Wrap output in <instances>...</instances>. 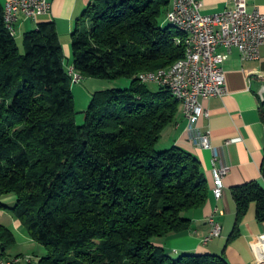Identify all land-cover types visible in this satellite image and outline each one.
<instances>
[{
	"label": "trees",
	"instance_id": "trees-1",
	"mask_svg": "<svg viewBox=\"0 0 264 264\" xmlns=\"http://www.w3.org/2000/svg\"><path fill=\"white\" fill-rule=\"evenodd\" d=\"M167 5L96 0L88 6L71 35L73 71L131 83L94 92L82 125L55 25L24 34L20 53L0 5V198L15 197L13 206L0 209L47 250L37 264H228L211 254L173 257L153 244L188 232V213L209 194L194 155L177 146L159 149L179 102L167 89L137 80L185 55V45L176 43L183 34L160 22ZM259 113L264 123V101ZM260 174V181L232 190L230 240L251 203L264 222V159ZM14 244L0 224V257Z\"/></svg>",
	"mask_w": 264,
	"mask_h": 264
},
{
	"label": "crops",
	"instance_id": "crops-1",
	"mask_svg": "<svg viewBox=\"0 0 264 264\" xmlns=\"http://www.w3.org/2000/svg\"><path fill=\"white\" fill-rule=\"evenodd\" d=\"M8 0H0L4 8ZM50 11L33 19L19 18L14 39L19 42L24 34L37 29L39 24L52 22L55 25L63 51V62L72 69L71 35L78 21L84 16L88 6L96 0H47ZM167 12L172 8L173 0H166ZM201 2V13L213 15L232 7L234 0H198ZM248 10L254 8L264 13V0H246ZM166 25V22H163ZM20 45V44H19ZM219 52H224L221 48ZM226 79V94L219 98L201 100L209 117H200L194 130L210 134L213 150H204L192 139L189 122L182 113V105L172 124L167 126L160 136L159 149L177 146L192 155L201 163L202 172L207 180L209 194L205 205L188 213L191 229L183 234L169 235L153 239V244L164 248L173 257L190 254H211L222 256L228 264H257L264 254L258 247V237L264 234V222L256 219V204L251 203L247 213L238 227V235L230 240L235 224V205L232 190L248 182L260 181V168L264 159V123L261 121L259 107L264 101V45L259 48L256 60H243L236 49L230 51L222 65ZM83 79V78H82ZM90 79H87V85ZM81 83V82H80ZM74 84V83H73ZM78 84V83H75ZM156 86V85H155ZM79 93L90 101L88 90L79 87ZM85 99V100H86ZM218 159L213 162V156ZM214 163V165H213ZM226 165L229 171L223 179V192L220 200L213 195L214 167ZM3 198V197H2ZM0 198V204L13 206L15 199L8 204ZM218 209L216 221L221 226V234L208 244L202 239L210 232L207 218ZM4 218V219H3ZM0 224L8 227L15 236L14 249L6 250L2 258L12 259L18 256H31L37 251L36 242L24 233L20 223L5 210L0 209ZM42 257V251L39 250ZM39 258V259H40ZM33 264V260L31 263Z\"/></svg>",
	"mask_w": 264,
	"mask_h": 264
},
{
	"label": "built area",
	"instance_id": "built-area-1",
	"mask_svg": "<svg viewBox=\"0 0 264 264\" xmlns=\"http://www.w3.org/2000/svg\"><path fill=\"white\" fill-rule=\"evenodd\" d=\"M51 5L47 0H8L3 8L4 25L9 35L15 38L16 25L20 17L35 20L50 11ZM201 2L198 0H173V7L167 15V21L180 20L186 23L193 35L192 57L194 72L190 79H183L182 68L174 75V79L166 82L139 80V83L171 87L178 92L185 101L184 117L189 122V131L193 141L204 150H213L210 134L194 130V125L200 117H209V112L201 104V100L223 97L226 94V79L222 65L227 60L231 50L236 49L243 60H256L259 48L264 45V13L254 8L248 10L246 0H234L231 8L213 15H203L200 11ZM224 52H219V49ZM72 79L78 84L82 77L73 69L69 71ZM218 159L213 156V162ZM214 165V163H213ZM229 167L221 165L212 170L216 182L215 199L220 200L224 189L223 179ZM218 209L207 218L208 225H212V235L202 239L208 244L221 234V226L216 221ZM258 247L264 254V234L258 237ZM16 258L4 259L0 264H16ZM31 258L28 257V264Z\"/></svg>",
	"mask_w": 264,
	"mask_h": 264
},
{
	"label": "bare ground",
	"instance_id": "bare-ground-1",
	"mask_svg": "<svg viewBox=\"0 0 264 264\" xmlns=\"http://www.w3.org/2000/svg\"><path fill=\"white\" fill-rule=\"evenodd\" d=\"M172 7H173V1H172ZM170 13V11L167 13V15ZM167 15H166V22L171 25L173 28H175L177 31H180L183 35V39H177L176 43L180 44V45H185V55L184 57H182L180 60L176 61L175 63H173V65H171L168 68L165 69H159L156 71H150V72H144V73H139V75L137 76V80H151V81H155V82H166V81H170L172 79H174V75L178 72H180V70L182 68H185V71H183V79H190V73L194 72V60H189L192 57V46H193V35L191 33V30L188 29L186 23H183L180 20H173V21H167ZM180 33V34H181ZM180 37V38H181ZM178 38V37H177ZM182 42L184 44H182ZM72 83H78L77 79H72ZM165 89H167L170 93V95L172 97H174L179 104L182 105V113L184 114L185 112V101L183 99V97L181 96V92L176 91L175 89L171 88V87H164ZM213 195L215 197V193H216V182L213 179ZM210 226V232L208 235H212V225ZM4 260L2 259V257H0V262H3ZM18 259H16V263H18ZM257 264H264V256L262 261H260Z\"/></svg>",
	"mask_w": 264,
	"mask_h": 264
},
{
	"label": "rangeland",
	"instance_id": "rangeland-1",
	"mask_svg": "<svg viewBox=\"0 0 264 264\" xmlns=\"http://www.w3.org/2000/svg\"><path fill=\"white\" fill-rule=\"evenodd\" d=\"M164 21L166 22V16H162L160 19L161 23H163ZM166 24H168V23L166 22ZM15 41L17 43V46L19 48L20 53H24V50L22 47L23 39L21 40V42H19L18 39L17 40L15 39ZM63 66L67 70L70 68V65H68L66 61L63 62ZM87 79H90L89 80L90 82H88V84L86 85L85 82ZM130 83H131V81L129 79H125V78H122L119 80H114V81L101 80V79H97V78H83L81 80V83H79V84H73L71 82L74 101H75V109L78 113L75 117L77 125H82L84 123L85 116H84L83 112L86 110V108L88 107V104L90 102L85 97H84V101H83V95L81 93H79V90H78L79 87L88 90L90 95H92L94 92L108 90V89H127L130 87ZM149 88L151 90H155L157 87L155 85H149ZM11 199H15V197L13 195H7V196H4L2 198V200L8 204H11V203H9L10 201H12ZM8 207H11V205H9ZM5 211H7V210H5ZM11 216L14 218V216L12 214H11ZM23 231L25 233V230H23ZM37 245H38L37 251L36 252L31 251V253H30L31 256L30 255L18 256L16 259H18L19 261L16 264H28V257H30L31 260H33V264H37L38 260L40 258L39 256H41V255H39V254H41V253H39V250L42 251V254H43L42 256L47 254V250L43 246H41L39 244H37ZM11 249H14V248H11ZM11 249H10V251H11Z\"/></svg>",
	"mask_w": 264,
	"mask_h": 264
}]
</instances>
